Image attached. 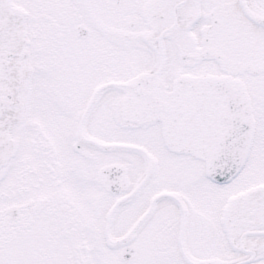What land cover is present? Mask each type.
Returning <instances> with one entry per match:
<instances>
[{
    "label": "snow or ice",
    "instance_id": "6c2138e0",
    "mask_svg": "<svg viewBox=\"0 0 264 264\" xmlns=\"http://www.w3.org/2000/svg\"><path fill=\"white\" fill-rule=\"evenodd\" d=\"M0 264H264V0H0Z\"/></svg>",
    "mask_w": 264,
    "mask_h": 264
}]
</instances>
